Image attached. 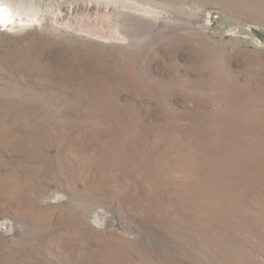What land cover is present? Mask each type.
I'll return each instance as SVG.
<instances>
[{"label":"rangeland","instance_id":"374dc122","mask_svg":"<svg viewBox=\"0 0 264 264\" xmlns=\"http://www.w3.org/2000/svg\"><path fill=\"white\" fill-rule=\"evenodd\" d=\"M12 1L0 264H264V0Z\"/></svg>","mask_w":264,"mask_h":264},{"label":"bare ground","instance_id":"6f19581e","mask_svg":"<svg viewBox=\"0 0 264 264\" xmlns=\"http://www.w3.org/2000/svg\"><path fill=\"white\" fill-rule=\"evenodd\" d=\"M4 2V4H7L8 6H6V10L7 11H5L6 13H4V11H1L0 12V25H6L7 24V22H9V17L8 16H6V14H8L10 11L8 10V9H10V7H11V4L9 3V2H11V3H13V1L12 0H4L3 1ZM10 6V7H9ZM11 10V9H10ZM21 15L20 14H16V18H18V17H20ZM11 17V16H10ZM15 18V17H14ZM14 20V19H13Z\"/></svg>","mask_w":264,"mask_h":264}]
</instances>
